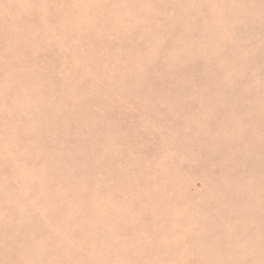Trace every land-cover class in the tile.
I'll return each mask as SVG.
<instances>
[{
	"label": "rangeland",
	"instance_id": "374dc122",
	"mask_svg": "<svg viewBox=\"0 0 264 264\" xmlns=\"http://www.w3.org/2000/svg\"><path fill=\"white\" fill-rule=\"evenodd\" d=\"M0 264H264V0H0Z\"/></svg>",
	"mask_w": 264,
	"mask_h": 264
}]
</instances>
